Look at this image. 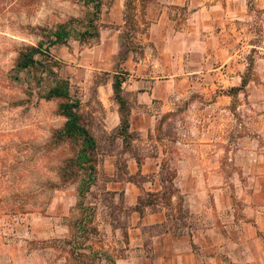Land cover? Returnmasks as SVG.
<instances>
[{"label": "crops", "instance_id": "1", "mask_svg": "<svg viewBox=\"0 0 264 264\" xmlns=\"http://www.w3.org/2000/svg\"><path fill=\"white\" fill-rule=\"evenodd\" d=\"M137 2L128 38L127 0L100 13L93 50L109 51V79L96 100L109 147H119L109 153V190L122 193L126 208L157 199L126 216L123 229L110 227L117 239L109 254L114 264H264V0ZM116 73L124 76L129 144L111 137L121 121ZM178 118L188 136L170 143L187 150L169 160L167 206L162 150L137 148L149 146L162 120L177 130ZM2 250L0 264H47L36 252Z\"/></svg>", "mask_w": 264, "mask_h": 264}, {"label": "rangeland", "instance_id": "2", "mask_svg": "<svg viewBox=\"0 0 264 264\" xmlns=\"http://www.w3.org/2000/svg\"><path fill=\"white\" fill-rule=\"evenodd\" d=\"M93 1L0 0L1 255L6 253L5 249L12 253L22 248L43 255L47 264H111L103 256L114 254L112 247L116 249L113 239L117 238L110 227L123 229L127 224L124 196L109 190V153L118 152L119 147H109V131L102 122L103 109L96 100V87L109 79V51L93 50L99 38L81 40L79 35L93 15H97L93 25L99 32L100 13L111 2L100 0L98 13ZM127 2L130 3L127 13L134 15L137 0ZM60 25L70 35L64 42L52 43V35ZM26 46L40 47L43 54L35 55L34 66L20 70L16 68V58ZM58 80L69 82L71 95L80 99L82 121L99 142L97 181L84 200L95 206L96 213L93 223H84L82 229L75 226L82 223H74L82 215L77 207L78 181H64L60 176L63 161L74 155L78 144L68 138H55L65 122L59 112L62 100L43 98ZM177 121V130L173 124L176 121H160L149 136L146 143L149 146L142 148L138 144L137 148L151 155L162 150L157 155L166 171L167 191H173L169 160L186 154L187 150L170 143L188 136L184 127L179 130L183 122L179 118ZM161 139L164 146L158 148L155 140ZM139 180L142 182L144 178ZM149 199L152 203L157 198ZM162 199L169 206L167 197ZM179 209L183 217L184 208Z\"/></svg>", "mask_w": 264, "mask_h": 264}, {"label": "trees", "instance_id": "3", "mask_svg": "<svg viewBox=\"0 0 264 264\" xmlns=\"http://www.w3.org/2000/svg\"><path fill=\"white\" fill-rule=\"evenodd\" d=\"M93 7H95V12L101 7L100 0L93 1ZM127 8H130V3L127 2ZM100 11V10H99ZM100 13V12H98ZM97 18V15H93V19L90 18L88 27L84 29L79 35L81 40L87 38H98L99 32L93 25V20ZM126 29L125 37H129L136 31L135 22L133 15L126 13ZM70 35V31L65 28L64 25H60L57 30L53 33L54 39L52 43L64 42ZM41 46V43H39ZM43 54L40 47L26 46L18 54L16 58V68L24 70L28 67L34 66L36 64L35 55ZM250 72V70H249ZM113 80V93L114 99L119 105L120 113V125L119 127L111 133V137L121 136L123 142L126 144L130 143V140L134 137L133 134L128 132V114H129V104L127 100L121 94V83L124 80V76L121 73L114 74ZM244 85L243 83L240 88ZM238 90V89H235ZM43 98L48 100L52 98L61 99L59 104V112L65 117V122L61 129L56 132L55 138L59 139H71L78 144L74 155L63 161V165L60 168V176L64 181L77 179V197L78 203L77 207L81 210V217L74 223H82L75 225L77 228H84V223H93L96 208L91 203L87 204L84 202L86 193L89 192L90 188L96 184L97 181V168H96V151L99 147V142L96 137L91 133L90 129L82 121V116L80 113V99L74 98L70 93V84L67 80H58L52 87H50L46 93H44ZM122 166V165H121ZM120 168V167H119ZM123 166L120 168L122 170ZM162 196L167 197L169 200L172 190L168 191L164 187V178L162 179ZM135 183L139 186L140 182L135 179ZM173 189V187H172ZM167 191V192H166ZM150 204L149 197L139 198L138 204L134 208H126L125 215L129 216L133 210H138L141 212L140 205ZM103 256L111 264H114V259L108 253H103Z\"/></svg>", "mask_w": 264, "mask_h": 264}]
</instances>
